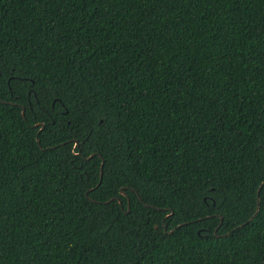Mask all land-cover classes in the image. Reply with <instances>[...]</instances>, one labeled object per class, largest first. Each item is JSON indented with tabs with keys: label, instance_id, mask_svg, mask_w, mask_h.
Masks as SVG:
<instances>
[{
	"label": "trees",
	"instance_id": "trees-1",
	"mask_svg": "<svg viewBox=\"0 0 264 264\" xmlns=\"http://www.w3.org/2000/svg\"><path fill=\"white\" fill-rule=\"evenodd\" d=\"M263 181L264 0H0V264H264Z\"/></svg>",
	"mask_w": 264,
	"mask_h": 264
},
{
	"label": "water",
	"instance_id": "water-1",
	"mask_svg": "<svg viewBox=\"0 0 264 264\" xmlns=\"http://www.w3.org/2000/svg\"><path fill=\"white\" fill-rule=\"evenodd\" d=\"M23 113H24V108H22V115H23ZM36 126V125H35ZM41 128H43V125L41 126ZM37 142H38V140H37ZM92 156H94V154H91L88 158H86L87 160L88 159H90ZM101 175H102V163H101V165H100V177H99V182L101 181ZM264 184V181L259 185V188H258V190H257V192H256V202H257V204L259 203V189L262 187V185ZM121 191V190H120ZM113 199H110V200H108L107 202L109 203V202H111ZM257 211H258V206H257V208H256V211H255V213H257ZM251 220V219H250ZM221 223H222V217H220V223H219V225H218V227H220L221 226ZM216 232V231H215Z\"/></svg>",
	"mask_w": 264,
	"mask_h": 264
}]
</instances>
